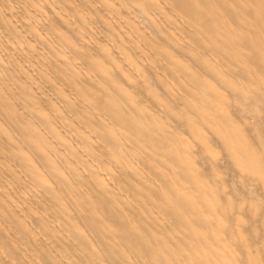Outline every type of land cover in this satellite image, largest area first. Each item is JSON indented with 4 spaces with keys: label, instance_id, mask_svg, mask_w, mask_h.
<instances>
[{
    "label": "bare ground",
    "instance_id": "obj_1",
    "mask_svg": "<svg viewBox=\"0 0 264 264\" xmlns=\"http://www.w3.org/2000/svg\"><path fill=\"white\" fill-rule=\"evenodd\" d=\"M0 264H264V0H0Z\"/></svg>",
    "mask_w": 264,
    "mask_h": 264
}]
</instances>
